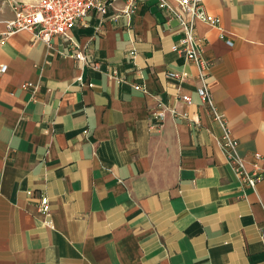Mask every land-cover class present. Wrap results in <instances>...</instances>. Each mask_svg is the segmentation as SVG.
<instances>
[{"label":"crops","instance_id":"1","mask_svg":"<svg viewBox=\"0 0 264 264\" xmlns=\"http://www.w3.org/2000/svg\"><path fill=\"white\" fill-rule=\"evenodd\" d=\"M203 5L223 31L195 22L214 104L245 168L264 171V0ZM125 6L49 45L6 33L0 8V264H264V177L245 186L226 161L196 69L173 50L177 18L157 0ZM159 102L175 112L151 130Z\"/></svg>","mask_w":264,"mask_h":264},{"label":"built area","instance_id":"2","mask_svg":"<svg viewBox=\"0 0 264 264\" xmlns=\"http://www.w3.org/2000/svg\"><path fill=\"white\" fill-rule=\"evenodd\" d=\"M115 1H123L126 6L122 11L125 14L134 9L135 0H37L27 3L21 0H11L9 6L14 15L5 23L6 33L20 30H27L32 33L33 40L50 44L54 36L67 37V34L75 25L87 26V19L90 15H103ZM178 10L172 9L167 0H157L158 7L165 9L177 18L182 36L173 45V50L180 53L184 59L191 62L196 69V79L198 85L196 92L200 101L206 104L210 116L215 119L222 129V134L218 137V145L225 156L226 161L232 167L235 175L241 183L250 188L264 177V171L259 169L256 162L250 169H246L242 160L237 154L238 141L229 129L225 116L215 106L208 85V75L212 62L204 55V49L195 33V22L203 21L216 27L221 36V19L218 16L208 13L203 5V0H175ZM135 51L131 50L129 56L133 57ZM71 56L81 62L83 66L88 65L89 61L85 53L79 49H73ZM7 71V64L0 63V74ZM167 77L178 81L183 80L184 74L168 71ZM82 76L77 77V81L82 83ZM29 86V84L24 85ZM136 89L143 90V85L137 83ZM180 99L186 104L191 103L189 95L182 94ZM167 112L174 113L175 110L159 102L150 112L151 130H160ZM86 132V131H85ZM256 160H262L259 153L253 154ZM30 194V191H27ZM39 209L41 212L48 211V199L42 196ZM261 239L264 240V225L259 229Z\"/></svg>","mask_w":264,"mask_h":264},{"label":"rangeland","instance_id":"3","mask_svg":"<svg viewBox=\"0 0 264 264\" xmlns=\"http://www.w3.org/2000/svg\"><path fill=\"white\" fill-rule=\"evenodd\" d=\"M11 0H0V8H3L4 6L8 5L9 6V2ZM21 1H24V2H27V3H31V2H34V1H37V0H21ZM10 7V6H9Z\"/></svg>","mask_w":264,"mask_h":264}]
</instances>
